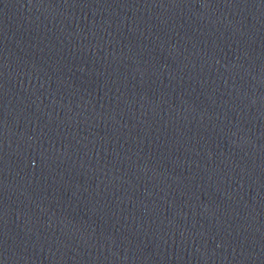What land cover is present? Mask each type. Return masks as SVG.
Returning <instances> with one entry per match:
<instances>
[{
    "label": "water",
    "instance_id": "95a60500",
    "mask_svg": "<svg viewBox=\"0 0 264 264\" xmlns=\"http://www.w3.org/2000/svg\"><path fill=\"white\" fill-rule=\"evenodd\" d=\"M0 264H264V0H0Z\"/></svg>",
    "mask_w": 264,
    "mask_h": 264
}]
</instances>
